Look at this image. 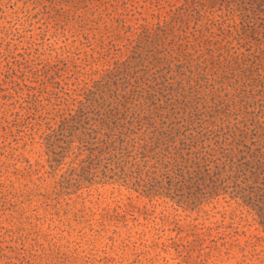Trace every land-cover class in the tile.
<instances>
[{
    "label": "rangeland",
    "instance_id": "obj_1",
    "mask_svg": "<svg viewBox=\"0 0 264 264\" xmlns=\"http://www.w3.org/2000/svg\"><path fill=\"white\" fill-rule=\"evenodd\" d=\"M0 264H264V0H0Z\"/></svg>",
    "mask_w": 264,
    "mask_h": 264
}]
</instances>
